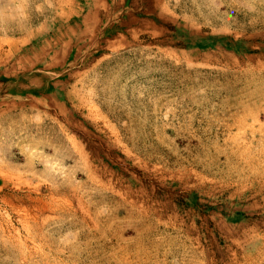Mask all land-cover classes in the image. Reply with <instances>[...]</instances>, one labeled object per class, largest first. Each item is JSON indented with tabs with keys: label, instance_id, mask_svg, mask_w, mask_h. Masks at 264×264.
I'll list each match as a JSON object with an SVG mask.
<instances>
[{
	"label": "rangeland",
	"instance_id": "obj_1",
	"mask_svg": "<svg viewBox=\"0 0 264 264\" xmlns=\"http://www.w3.org/2000/svg\"><path fill=\"white\" fill-rule=\"evenodd\" d=\"M0 264H264V0H0Z\"/></svg>",
	"mask_w": 264,
	"mask_h": 264
}]
</instances>
